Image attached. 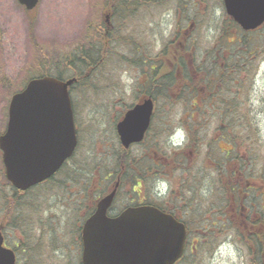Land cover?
<instances>
[{
    "label": "rangeland",
    "instance_id": "rangeland-1",
    "mask_svg": "<svg viewBox=\"0 0 264 264\" xmlns=\"http://www.w3.org/2000/svg\"><path fill=\"white\" fill-rule=\"evenodd\" d=\"M111 1L113 0H40L35 10L27 11L18 0H0V135L6 129L12 96L23 90L31 78L41 75L44 71L43 64L49 68H55L61 58L63 59L77 45L84 42L86 35H89L90 41L99 43L103 47L101 61L105 64L99 69L98 74L94 73V75L97 74L94 79L98 86L96 92L87 85L86 94L77 93L75 98L77 99L80 145L78 154L71 162L72 165L85 164V157L88 156H93L96 161L111 168L125 160V155L119 153V156L116 155L119 151L117 148L120 146L116 122L123 108L135 101L138 89L146 88L144 84L146 75H143V68L133 62L134 59L144 57L145 51L150 59L147 63L158 65L162 62L163 56L160 59L159 56L162 55L163 49L169 41H173L175 44L168 47L177 54H181L182 59L193 72V85L185 94L189 92L192 94L190 104L206 107L207 102L204 99L209 98L212 91L203 84L204 75L196 66L200 62L208 63L210 55L218 56L220 53V50L212 52V48L217 45L219 32L229 28L227 25L229 16L223 0H198L200 6L196 12L198 16L194 20L187 18V14L191 16L195 14L193 1L156 0L150 7L139 8L134 13L129 12L131 14L125 9L115 10L116 6L111 5ZM118 3L124 8L127 6L122 1ZM108 6L111 7L113 28L108 41H101L103 35L99 32L103 34L106 30L103 14ZM128 9H133V6H129ZM231 30L230 39L240 38L241 34L237 30L236 33L233 32L234 29L231 28ZM245 39L250 49H261L262 54L256 59H247L241 72L237 74L231 72L224 77L228 81L225 82L223 79V82L215 89V93L227 89L232 94L231 97L240 101L242 108H249L250 119L254 120L264 144V26L247 35ZM194 40L196 42L193 47L188 48L187 45H192ZM113 41L117 42L112 49ZM126 41L139 47L140 54H131ZM85 44L88 45L86 42ZM171 63L165 60L162 72L165 73L166 67ZM202 70H207V67H203ZM53 71L54 69L51 73H54ZM72 72L68 69L64 75L69 76ZM178 78L181 82H186L180 77V73ZM147 84L149 85V81ZM83 86L85 88L86 84ZM176 87L168 91L171 99H166L164 95L159 97L153 129L144 145L135 146L131 150V157L140 156L146 152L143 150L149 147L150 149H167L170 137L172 141L187 139L180 123V117L186 111V102L180 99L181 90ZM242 108H238V112H241ZM231 112L236 114L233 107ZM206 116L208 117L196 116L204 122L197 133L200 135L198 141L201 140V142L196 144L190 142L185 149L189 170L177 164L165 169V174L172 179V182H168L169 186L175 183L180 190L183 184L190 190L189 192L186 189L183 190L186 198L196 208L195 192L198 197L202 192L208 193L209 189L213 188V185L202 187L192 180L198 162L205 157L203 155L205 149L211 152L209 155L211 159L217 156L218 159L225 161L227 160L226 151L231 147L230 143L221 140L218 141L217 146L210 147V144H214L215 129L217 131L220 124L216 122L215 115L208 113ZM240 120L245 119L240 117ZM231 123L229 122V126ZM181 130H184L183 134L180 133ZM156 142L157 148L154 147ZM252 142L253 139L247 140L246 145ZM200 144L202 148L198 147ZM102 149H111L113 153L109 155ZM258 151L264 156V148ZM155 156L157 153L151 152L146 155V158L150 163ZM204 163L205 173L213 182H218L219 168L228 167V164L225 165L223 162L216 163L209 160ZM144 166L147 168L149 164ZM261 166L260 160L252 167L253 173ZM95 170L97 174L99 169L95 168ZM68 172H70L69 168ZM79 179H82V182H79L82 189L80 200L85 202L84 206L74 202L76 198L74 195L70 197L61 195L59 189L65 182L61 176H58L57 182L44 184L31 191L26 198H22L25 201L36 200L33 202L36 207H22L17 203L14 205L12 196L15 191L6 179L0 151V223L4 225L3 231L8 240L7 245L15 246L19 241L24 240L27 241L26 245L32 248L38 246L32 255L19 251L20 264H81L82 247L79 226L86 215V206H88L87 209L92 207L94 198L86 197L84 194L86 188L82 186L83 178ZM259 180L254 176L251 182ZM93 184L95 181L91 182L89 188H94ZM262 187L264 188V185ZM207 204L212 209L216 207L214 201ZM192 206L187 208L190 214H192L190 211ZM38 208L41 209V218L35 221L34 218L38 213L34 212ZM195 213L192 238L197 237V230L200 232V225H203L204 219H210L211 226L208 232L214 233L212 234L214 240L212 242L211 238L203 241V244L198 247L194 243L195 250L189 247L179 264H250V251L248 246L244 245L242 238L238 234L235 238L232 237L235 244L232 240L226 239V233L231 232L230 229L214 227L213 222L217 212L196 211ZM19 214L30 220L27 223V225L30 223L29 236L22 231L24 224L17 223ZM252 217L255 218V215ZM24 259L28 261L24 263Z\"/></svg>",
    "mask_w": 264,
    "mask_h": 264
},
{
    "label": "trees",
    "instance_id": "trees-1",
    "mask_svg": "<svg viewBox=\"0 0 264 264\" xmlns=\"http://www.w3.org/2000/svg\"><path fill=\"white\" fill-rule=\"evenodd\" d=\"M120 1L127 4V6L124 8L119 5L118 2ZM155 1L156 0H113L111 1V5L116 6V10L122 8L128 12L134 13V10H137L139 7H145L149 4L152 5ZM187 1L194 2L193 10L195 14L192 16L187 14L188 19L194 20L195 17L198 16L196 15V12L199 10L200 2H198V0ZM131 5L133 6V9H128ZM228 20L229 23L227 25L229 28L225 31L219 32L220 34L217 38V45L212 48V52L220 50L219 55L212 54L208 58V63L205 64L200 62L196 66L198 71L202 72V75H204V80H202L203 84L208 87L209 91H212V95H210L209 98L204 99L207 102L206 107L197 106L194 103L190 104L192 94L190 92L187 94L185 93L193 85V72L182 59V55L177 54L168 47L175 44L173 41H169L163 49L162 55L159 56V59L163 56L161 60L163 63H158V66H156L155 69L149 71L145 70L146 67L150 68L149 63H147L150 59L146 51L144 52V57L134 59L133 62L143 68L144 74L146 75L145 81H149V90L155 93L154 97H156V94L158 93V96L161 94L165 95L166 99H171V96L168 94V91H170L171 88L177 86L176 88L181 90L180 99H183L186 102V111L184 115L180 117V123L187 134V147L190 142H193V144L201 142V140L198 141L200 135L197 133L200 131L204 122H202L203 120L196 118V116L199 117L200 115H205V117H208L206 116L208 113L216 116V122H218L220 126L217 131L215 129L213 137L214 144H210V147L217 146V143L220 140L230 143L231 147L226 151L227 160L225 161L218 159L217 156L215 159H211V156H209L211 152L205 149V153L203 154L205 157L202 161H199L200 163L198 162V167L192 176V180L202 187L213 185V188L209 189L208 193L202 192L198 197H196L197 195L195 192V200H197L196 206L198 209L195 206H192V202L188 201V206H192L190 211L194 214L190 218V221L193 222V219L196 216V211L217 212L216 218L213 222L214 227L230 229L231 232L229 231L226 233V238H235L238 234L242 238L244 245L246 244L248 246L251 255L250 264H264V188L262 187L264 185V156L258 151V149L264 148L263 139L258 132L254 120L250 119L251 114L248 107L242 108L240 101L231 97L230 95L232 94L228 92L227 89H222L215 93V89L223 82L224 77H227L231 72L235 74L241 72L247 59H256L262 54V51L261 49H250L247 46V40L242 35V30L230 18H228ZM231 28L235 30L233 32L236 33L237 30L241 34L240 38L232 37V39H230L229 36L232 35ZM99 34L103 35L101 41H108V37L111 35L110 32H105L103 34L99 32ZM85 42L88 45H86ZM115 42L117 41L112 42V49L114 48ZM195 42L196 40L192 42V45H187V47H193ZM132 44L133 43L131 42L126 44L131 50L130 53L140 54L139 47ZM102 50L103 47L99 43H94L90 41V38L88 40L85 38L84 42L77 45L69 54L64 56L63 59L61 58L60 63L57 64L56 72L58 73L56 75L58 78L64 79L65 71L71 69L73 71L72 75L78 77V83L75 86L83 84L89 86V83L91 82L90 77H87L88 72L101 65L99 64L98 59L100 58L99 53H102ZM165 60L172 63L166 67L167 70L164 73L162 72V68ZM203 67H207V70H202ZM43 69L44 74L48 75L51 73V67L44 66ZM179 73L180 77L186 82L180 81V78H178ZM224 81L227 82L228 80L224 79ZM146 82L144 83L145 86ZM235 104L238 105L235 106ZM232 107L236 114L231 112ZM238 108H242V111L238 112ZM238 115L244 117L245 120L241 121ZM229 122H232L230 126ZM251 139H253L252 144L246 145L247 140ZM154 147H158L157 142L154 144ZM198 147L202 148V145L200 144ZM217 148L219 149V147ZM148 149H150V147ZM118 150L119 151L116 152V155L119 156L118 153L120 155L126 154L127 159L119 162L113 169H110L111 167L106 164L103 165L98 160L96 161L93 156H88L85 159V164H69L62 174L68 181L64 182L60 187L59 191L61 195L63 197H68L66 194L72 192V187L79 182H82V179L79 178H83V181H89V186L93 181H95V184L101 183V181H107L104 185V190H106L108 188L109 180L112 178L111 172L119 175L121 184L124 187L128 184H134L139 177H142V173L147 172L150 169H157L158 167L153 162L149 163L148 160L143 158L147 153L142 156L131 157L129 151H125L122 148ZM223 152L224 151H222V153ZM173 157L175 164L178 166L180 164L183 166L182 168H187L186 170H189V163L184 155L179 152ZM183 160L186 161L182 163ZM209 160L216 163L223 162L225 165L228 164V167L223 166L219 168L218 182L209 180L205 173L206 167L204 166V162ZM260 160L262 161V166L254 172L256 174L254 175L252 167ZM145 164H149V167L146 168L144 166ZM122 167H124L123 173L121 170ZM159 167L165 168V164L161 163L159 164ZM68 168L70 169V172L67 173ZM95 168L99 169L97 174ZM76 175H78V177H76ZM254 176L260 180L251 182ZM62 190H64V193H62ZM88 191L89 190L84 194L88 195ZM89 195L94 199L92 200V207L87 209L88 206H86L85 217L90 215L94 209L97 202L96 197L98 196V190L96 192H90ZM75 200V202H78V205L84 206L85 202H81L80 199ZM210 201L215 202L216 207L214 209L208 207L207 203ZM244 209H246V211H244ZM203 215L205 214L203 213ZM252 215H255V218H253ZM236 222L238 223L236 224ZM210 226V219H204V223L202 226L200 225V232H197L196 238H192V234L194 233L193 231H190L189 244L191 250L194 251L196 248L194 243H196L195 245L198 247L203 244V241H208L211 238L213 242L214 237H212V234L214 233L210 231L211 234H209L208 232Z\"/></svg>",
    "mask_w": 264,
    "mask_h": 264
},
{
    "label": "water",
    "instance_id": "water-1",
    "mask_svg": "<svg viewBox=\"0 0 264 264\" xmlns=\"http://www.w3.org/2000/svg\"><path fill=\"white\" fill-rule=\"evenodd\" d=\"M27 9L39 0H19ZM227 13L246 31L264 24V0H224ZM75 78L32 79L11 100L7 131L0 148L8 180L18 189L50 178L73 155L78 136L69 86ZM152 98L129 109L117 124L121 143L141 142L151 125ZM119 183L117 184V186ZM116 189L103 197L84 224L83 264H175L184 254V223L153 206L130 207L108 216ZM0 232V264H16V254L4 247Z\"/></svg>",
    "mask_w": 264,
    "mask_h": 264
},
{
    "label": "flooded vegetation",
    "instance_id": "flooded-vegetation-1",
    "mask_svg": "<svg viewBox=\"0 0 264 264\" xmlns=\"http://www.w3.org/2000/svg\"><path fill=\"white\" fill-rule=\"evenodd\" d=\"M154 95H155V93H153L151 90H149V89H138V91H137V96L135 97V100H137V102H139L140 100H144L145 98H148V97H152L153 98V100H154V102H155V104H156V97H154ZM161 95V94H160ZM162 96V95H161ZM77 125V124H76ZM135 146H131L129 149H133ZM149 150H151V151H154L155 153H157V162H156V165L158 166L157 167V169L155 170V172L156 173H154V174H152V176H154V175H156L155 177H159V176H161V169H160V167H159V164H161V163H165V164H167V163H171V161H174V157L173 156H169L168 155V149H149ZM183 151L184 152H186L185 151V149L184 150H181L180 151V153L183 155ZM166 154V155H165ZM1 155H2V153H1ZM70 162H71V159H68V160H66L65 162H64V164L62 165V167L60 168V171L58 172V174H60V175H62L63 173H64V170L68 167V165L70 164ZM121 170H122V173L124 172V167H122L121 168ZM154 178V177H153ZM63 180H66L65 179V177L64 178H62ZM57 180H58V177H57V174L56 175H54L51 179H49V180H46V181H44L42 184H40V185H43V184H45V183H55V182H57ZM147 183V181H146V179H139V185L142 187V185H145ZM56 185V184H55ZM39 186V185H38ZM128 190V189H127ZM30 191H31V189H30ZM30 191L28 190V191H26V192H19L18 194H17V198L19 199V200H17L18 202V204L17 205H20V206H26V205H28V206H33V207H36V206H34V204H33V202H35L36 200H33V201H25V200H22V198H26L27 196H29V193H30ZM27 195V196H26ZM16 198V199H17ZM147 198H145V196L143 197V201L144 200H146ZM136 201V199L134 198V197H132V195H131V193H130V190H128V192L127 193H125L121 198H119L118 199V201H117V199L114 201V203H113V205L111 206V208L109 209V213L111 214V215H116V214H118V213H120L121 211H120V209L121 208H123V207H127L128 206V204H131V203H134ZM142 201V202H143ZM157 205L158 206H160L161 208H163L166 212H168V213H171L173 216H175L177 219H179V220H181V219H184V216H183V214L180 212V210H179V203L178 202H176V201H174L173 199H170L169 197L167 198V200H165L164 202H161V203H157ZM124 210V209H123ZM120 211V212H119ZM38 213V212H37ZM45 217V216H44ZM39 218H41V216L39 215V213H38V215L34 218L35 219V221L36 220H38ZM28 222H30V220H27V221H25L24 219L22 220V217H20V219H19V221H18V224L20 223H23L24 224V226H23V229H22V231H23V233L26 235V236H29L28 235V233H29V231H28V227H27V223ZM20 227H21V225H20ZM0 229L2 230V235H3V237H4V241H5V245L6 246H8L7 245V238H6V236H5V234H4V225L2 224V223H0ZM24 238V237H23ZM22 238V239H23ZM26 242L27 241H24V240H21V241H19L15 246H9V247H16L17 249H19L20 251H23V254H29V252L31 251V250H35V249H37L38 248V246L36 247H34V248H32V247H30V246H28V245H26ZM34 244H35V242H34ZM24 246H27V247H24ZM30 250V251H29ZM18 256H19V251H18ZM24 261H28L27 259H24Z\"/></svg>",
    "mask_w": 264,
    "mask_h": 264
}]
</instances>
